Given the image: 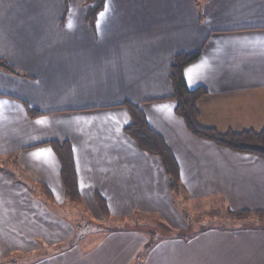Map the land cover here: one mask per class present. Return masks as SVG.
<instances>
[{"label":"crops","instance_id":"0c3cea01","mask_svg":"<svg viewBox=\"0 0 264 264\" xmlns=\"http://www.w3.org/2000/svg\"><path fill=\"white\" fill-rule=\"evenodd\" d=\"M90 7L0 0V60L15 71L0 68V258L136 264L148 242L147 222L131 221L139 214L172 230L139 264H264V160L196 137L175 112L170 78L177 54L200 51L185 70L190 89L207 91L200 123L222 133L264 128V0H106L94 24ZM126 102L174 154L178 199L161 158L125 132ZM28 107L46 114L30 118ZM63 140L73 147L81 204L68 198L50 144ZM98 195L124 226H93L107 222ZM180 203L223 210L236 223L175 236L189 228Z\"/></svg>","mask_w":264,"mask_h":264},{"label":"trees","instance_id":"16d2710c","mask_svg":"<svg viewBox=\"0 0 264 264\" xmlns=\"http://www.w3.org/2000/svg\"><path fill=\"white\" fill-rule=\"evenodd\" d=\"M106 0H88L91 5L88 20L94 24L100 11L104 8ZM201 52H182L175 56L171 67L170 78L174 86V95L172 99L176 101L175 112L182 117L188 129L198 138L210 140L217 145L232 150L236 153L253 154L264 160V128L260 130L248 129L243 131L229 130L225 133L217 129L205 127L200 123V111L198 101L207 91L204 88L190 89L185 78V70L188 66L199 60ZM0 68L14 72V69L5 61L0 60ZM130 112L131 122L125 127V132L136 142L144 152L161 158L166 174L174 181V188L180 187V170L178 163L172 153L169 145L149 124L146 115L140 109L139 105L126 102L124 104ZM30 118H37L46 113L28 107ZM51 146L57 154L62 166V181L66 193L71 202L81 204L78 175L75 167L74 153L72 144L67 141H52ZM97 203L105 216H110L107 202L98 195ZM248 211L234 213L237 217L248 215ZM161 224V228H163ZM164 229V228H163ZM167 232H170L166 227ZM153 235L154 233H150ZM187 231L177 232L175 236L187 237ZM165 238L161 235V238ZM158 239V240H159ZM157 241V240H156ZM156 243L155 240H149L144 250L138 256L141 261L147 251Z\"/></svg>","mask_w":264,"mask_h":264},{"label":"rangeland","instance_id":"374dc122","mask_svg":"<svg viewBox=\"0 0 264 264\" xmlns=\"http://www.w3.org/2000/svg\"><path fill=\"white\" fill-rule=\"evenodd\" d=\"M243 131V130H242ZM173 190H174V194L177 197V188H174L172 186ZM82 203V202H81ZM76 204V203H73ZM182 203H180L179 207L180 210L182 211V213L184 215H186V219L188 221V227L185 231H187L189 234L188 235H192L193 236L195 234L200 233V230H208L209 226H221V225H227L228 227H230L231 225H234L235 219L233 218L235 217V215L231 214L229 215L228 212L226 213L225 211L221 210L219 212V214L213 215V213L211 211H207L203 212H193L191 211L190 208H186V206ZM69 212L73 215H75L76 211H74L73 209H69ZM84 217H86V214L84 213ZM105 217V215H104ZM107 222L106 223H92L94 227H100L102 230L107 231V230H114L117 227H121L124 226V222H126L125 219H121V220H116L115 222H113L112 220H110V218L108 216L105 217ZM139 220H144V223L147 222V224L145 226H147V234H148V241L149 240H155V242L159 241L158 239L161 238V235L166 237V236H171L170 232H167L166 227L167 224L164 223V221L162 220V218H160V216H154V215H150V216H146V215H133L131 217V221H133V223L137 224L136 227H139L141 225V229L144 227L143 225V221H139ZM160 220V221H159ZM137 221V223H136ZM98 222V221H97ZM159 222V223H157ZM161 224H163V228H161ZM132 225L134 224H130L129 226L133 227ZM213 226V227H214ZM150 233H154L153 235H151ZM177 234V233H175ZM157 240V241H156ZM12 255H9L7 257H2L0 258V264H10V260L12 259V257L18 259L19 253L15 252V253H11ZM140 260L137 259L136 264H139Z\"/></svg>","mask_w":264,"mask_h":264},{"label":"water","instance_id":"95a60500","mask_svg":"<svg viewBox=\"0 0 264 264\" xmlns=\"http://www.w3.org/2000/svg\"><path fill=\"white\" fill-rule=\"evenodd\" d=\"M170 184L174 185V181L172 179H170Z\"/></svg>","mask_w":264,"mask_h":264}]
</instances>
